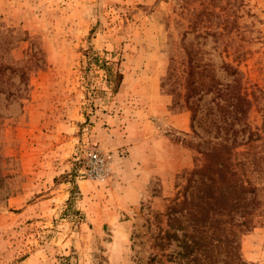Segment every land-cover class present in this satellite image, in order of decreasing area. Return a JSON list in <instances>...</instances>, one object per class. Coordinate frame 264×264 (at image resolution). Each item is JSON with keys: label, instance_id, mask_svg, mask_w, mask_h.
<instances>
[{"label": "rangeland", "instance_id": "obj_1", "mask_svg": "<svg viewBox=\"0 0 264 264\" xmlns=\"http://www.w3.org/2000/svg\"><path fill=\"white\" fill-rule=\"evenodd\" d=\"M204 9L220 15L199 16ZM191 20L201 31L223 33L196 37ZM0 31L12 34L8 55L28 80L20 99L0 93V264H238L239 254L264 264V217L238 242L232 234L209 248V231H194L191 217L179 214L185 232L200 237L191 250L168 218L183 198L186 172L202 161L200 150L220 140L212 116L222 97L205 94L193 120L183 95L169 91L176 94L183 81L182 45L199 41L200 61L212 63L223 86L233 79L223 61L242 71V87L257 105L240 119L263 134L264 0H0ZM171 57L175 74L166 78ZM154 77L171 98L164 115L146 105ZM11 81L6 85L15 89L17 74ZM142 112L152 116L146 118L157 136L188 151L189 165L144 176L135 196L127 187V146L115 145L131 122L142 123ZM178 114L187 116L186 131L166 121ZM237 135L247 138L248 131ZM90 146L108 155L105 177L79 173L77 156Z\"/></svg>", "mask_w": 264, "mask_h": 264}, {"label": "trees", "instance_id": "obj_2", "mask_svg": "<svg viewBox=\"0 0 264 264\" xmlns=\"http://www.w3.org/2000/svg\"><path fill=\"white\" fill-rule=\"evenodd\" d=\"M183 7L189 10L186 5ZM198 14L206 18L213 14L220 15L219 12L207 9ZM190 27L196 37L206 38L212 35L216 40L224 29L218 27L212 30L207 26L201 31L197 20H191ZM188 33V30H183L182 36L186 37ZM13 41L12 34L0 31V93L17 100L24 96L23 92L27 88L28 80L22 66L8 55V49ZM182 46L186 54V57L182 58L183 67L180 70L183 81L180 82L177 78L180 88L176 94L174 88L169 89L170 93L179 97L183 95L185 103L193 111V120L199 101L205 94L214 92L225 101L222 103L221 99L216 100L218 112L212 116L215 137H220V140L208 150H200L201 163L186 172L187 183L182 192V200L168 210L169 225L184 230L183 235L186 238H183V242L186 248L191 250L198 247L201 240L197 234L185 232L188 224L184 223L179 214L191 217L194 231H209L210 238L205 243L209 248L214 246V240H217V243L227 241L229 238L231 240L235 234L238 242L243 234L256 227L258 216L264 217V148L259 149V146H264V121L261 126L263 134H256L250 129L251 125L247 120L242 123L240 119V115L247 117L251 108L257 105V98L255 93L250 94L243 89L245 87H242L241 82L242 71L237 66L230 62H222L221 68L233 75L232 82L223 86L212 63L200 61L198 55L204 52V48L199 41L184 42ZM174 61L175 59L171 57L166 78H171L175 74ZM13 73L19 77L15 89L6 85L9 82L14 85L11 81ZM22 82L24 88L20 87ZM262 111L264 116V107ZM236 122L239 124L238 128L235 127ZM229 130H232V133H229ZM238 131H248L247 138L238 139ZM193 185L194 188L191 187ZM176 213L178 216L175 215ZM238 264L252 263L239 254Z\"/></svg>", "mask_w": 264, "mask_h": 264}, {"label": "crops", "instance_id": "obj_3", "mask_svg": "<svg viewBox=\"0 0 264 264\" xmlns=\"http://www.w3.org/2000/svg\"><path fill=\"white\" fill-rule=\"evenodd\" d=\"M144 94L148 102L146 105H149L150 110L155 111V113H161V115L168 111L171 98L168 95L161 94L159 77L152 78L151 88L149 91H144ZM146 116L152 117L148 112H142V123L130 121L129 134H127L125 139L121 140V143L115 145V147L121 144L127 146L128 154L125 158L131 172L127 187L132 192H135V196L136 191L142 188L144 176L151 178L157 174L162 176L174 175L180 169L189 165L188 151L183 149L171 137L157 136L154 133V129L150 128L149 120ZM166 121L170 129L173 126L184 131L188 129L187 116L185 114L171 115L166 117Z\"/></svg>", "mask_w": 264, "mask_h": 264}, {"label": "built area", "instance_id": "obj_4", "mask_svg": "<svg viewBox=\"0 0 264 264\" xmlns=\"http://www.w3.org/2000/svg\"><path fill=\"white\" fill-rule=\"evenodd\" d=\"M80 175L88 178L105 177L109 170L108 155L97 146H90L77 156Z\"/></svg>", "mask_w": 264, "mask_h": 264}]
</instances>
